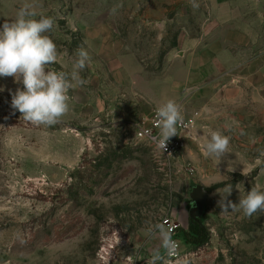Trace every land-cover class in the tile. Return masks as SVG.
Here are the masks:
<instances>
[{"label": "rangeland", "instance_id": "obj_1", "mask_svg": "<svg viewBox=\"0 0 264 264\" xmlns=\"http://www.w3.org/2000/svg\"><path fill=\"white\" fill-rule=\"evenodd\" d=\"M25 3L54 20L59 55L48 70L70 74L79 48L91 65L52 126L24 121L10 95L22 84L0 77V264H148L157 250L156 264H264V212L218 204L226 185L233 203L264 190V97L228 95L223 85L239 82L221 76L224 53L248 34L264 46V0H0V26ZM167 100L198 115L188 148L165 164L133 133ZM212 131L230 137L222 157L204 154ZM197 185L211 189L199 244ZM167 218L178 226L177 259L160 248Z\"/></svg>", "mask_w": 264, "mask_h": 264}, {"label": "clouds", "instance_id": "obj_2", "mask_svg": "<svg viewBox=\"0 0 264 264\" xmlns=\"http://www.w3.org/2000/svg\"><path fill=\"white\" fill-rule=\"evenodd\" d=\"M194 8L198 7L195 0H190ZM37 16L32 5L25 3L16 14L14 20H5L0 26V77H12L22 88L14 93L10 91L11 107L19 113L24 121L32 125L52 126L60 122L70 110L69 90L75 84L86 85L88 81L80 76V72L91 65V57L87 50L79 48L70 57L72 72L48 70V66L56 63L58 49L48 33L51 32L54 20L49 16ZM0 91H4L0 88ZM158 121V134L151 136L157 149L163 154L167 142L178 135V125L183 121L182 106L173 100H167L155 109ZM230 146V137L220 131H212L204 146L207 157H222ZM171 155V154H169ZM218 191V190H217ZM221 200L218 201L221 213L242 211L247 217L257 212H264V190L254 185L247 194L239 198V203H233L227 197L232 193V187L226 185ZM160 248L168 255L177 252L178 243L174 241L166 229L162 230ZM162 259L159 250L148 261L156 264Z\"/></svg>", "mask_w": 264, "mask_h": 264}, {"label": "crops", "instance_id": "obj_3", "mask_svg": "<svg viewBox=\"0 0 264 264\" xmlns=\"http://www.w3.org/2000/svg\"><path fill=\"white\" fill-rule=\"evenodd\" d=\"M253 35L246 36V42L243 45L239 44V47H233L226 50L223 55L221 65L222 69V80L230 83L231 79L233 81L237 80L239 84L234 88L230 86L231 84H224V92H228V95H231V91L238 88L240 94L243 95L245 99H257L258 97H264L263 91L264 88V46L257 47V44L252 46V42L249 40V37ZM253 40V38H252ZM206 60L207 64H215V57L210 56ZM220 65V62H217ZM231 99L229 98V102ZM250 103L246 102L245 111L246 114L250 112ZM242 104V103H240ZM245 119L248 120L249 117L245 115ZM250 119V118H249ZM196 132V131H195ZM196 134V133H195ZM192 139V138H191Z\"/></svg>", "mask_w": 264, "mask_h": 264}, {"label": "built area", "instance_id": "obj_4", "mask_svg": "<svg viewBox=\"0 0 264 264\" xmlns=\"http://www.w3.org/2000/svg\"><path fill=\"white\" fill-rule=\"evenodd\" d=\"M182 115L183 121L180 125H178L177 128L178 135L170 138V140L167 142L166 150L163 152V154L157 149L156 144L151 139V136L158 134V121L155 118V109L149 116L145 117L141 120V122L136 124L133 133L134 140L137 143H145L151 146L156 157L166 164L168 161L176 158L178 155L183 153V151L188 148L190 140L192 138V130L195 126V120L198 113H194V115L192 116H185L183 113ZM186 167L189 173H194L195 170L193 167L189 165H187ZM164 224L168 228L169 233L176 232L178 226L173 219H165ZM172 239L178 243V249L176 253L171 255V257L177 259L180 257V244L175 238Z\"/></svg>", "mask_w": 264, "mask_h": 264}, {"label": "water", "instance_id": "obj_5", "mask_svg": "<svg viewBox=\"0 0 264 264\" xmlns=\"http://www.w3.org/2000/svg\"><path fill=\"white\" fill-rule=\"evenodd\" d=\"M181 54H183L181 52ZM191 199L195 202L196 207L191 211V218L198 220L203 213L205 202L208 198L209 191L202 185H197L191 192Z\"/></svg>", "mask_w": 264, "mask_h": 264}, {"label": "trees", "instance_id": "obj_6", "mask_svg": "<svg viewBox=\"0 0 264 264\" xmlns=\"http://www.w3.org/2000/svg\"><path fill=\"white\" fill-rule=\"evenodd\" d=\"M207 190L210 191L211 189ZM190 230L193 234V237L191 239L192 243L199 244L206 240L207 231L199 220H194L191 218Z\"/></svg>", "mask_w": 264, "mask_h": 264}]
</instances>
